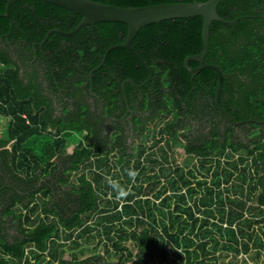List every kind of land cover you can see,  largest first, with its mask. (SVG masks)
<instances>
[{"label": "trees", "instance_id": "trees-1", "mask_svg": "<svg viewBox=\"0 0 264 264\" xmlns=\"http://www.w3.org/2000/svg\"><path fill=\"white\" fill-rule=\"evenodd\" d=\"M93 1L144 7L206 0ZM6 3L0 0V36L10 31ZM9 12L10 33L14 36L16 24L21 25L29 59L40 55L39 43L51 29L71 31L82 19L42 0H16ZM216 12L236 22L211 23L205 62L217 66L223 77L221 107L233 122L246 120L253 128L245 138L233 136L231 126L222 134L215 127L202 137L188 135L197 107L204 111L211 105L218 112L216 73L202 69L191 76L184 66L186 57L202 50L198 16L139 29L132 48L151 71V79L139 88L126 80L139 86L149 72L126 49L110 50L101 64L108 48L125 41L123 23H95L70 36L52 33L43 44L49 66L59 69V84L71 77L79 88L90 76L96 88L104 77V94L112 104L123 94L141 93V108L151 107L158 116L159 137L150 146L142 141L135 153L87 138L66 154L67 138L89 132L85 109L66 119L42 116L34 88L26 87L18 71L0 74V118L7 121L0 138V175L8 174L14 188L28 191L25 196L11 192L0 202V226L9 222L15 230L11 240L0 234V264H217L221 249H253L264 258V0H221ZM71 41V47L58 46ZM0 61L11 63L3 54ZM175 145L196 163L169 164ZM130 171L137 175L130 177ZM8 183L0 177V188ZM113 184L125 190L123 198ZM251 200L255 206L247 204ZM126 241L134 244L135 254ZM82 244L100 245L103 254L94 251L80 259L74 251L83 255ZM65 251L70 260L63 259ZM114 253L119 259L110 262Z\"/></svg>", "mask_w": 264, "mask_h": 264}, {"label": "flooded vegetation", "instance_id": "flooded-vegetation-1", "mask_svg": "<svg viewBox=\"0 0 264 264\" xmlns=\"http://www.w3.org/2000/svg\"><path fill=\"white\" fill-rule=\"evenodd\" d=\"M13 23L14 21L11 19L10 14V31L13 30V27H11ZM17 24L16 27L18 26L19 32L17 30L16 34L20 33L19 35L14 34L13 36L9 31L0 36V55H5L6 59L11 62L6 66L0 61V74H3L10 68L18 71V76L22 78L26 87L32 86L34 88V93L38 97V103L40 104V109L38 110L40 115L45 116L49 113L50 118L53 120L66 119L71 115L80 113L79 108L83 107L86 111V124L89 128V132L81 130L84 131V139L88 138L102 144L105 142L107 147L117 144L120 147H116L115 145V149L113 150H123L124 153L136 152L135 150L139 148L142 142L141 138L145 130L149 129L146 124L152 123L153 128L156 123L155 121L158 119V116L153 112L151 107L146 110L141 108V93L134 91L130 94L129 98L123 94L121 100L117 99L112 104L108 95L104 94V77L100 78V82L96 88L91 83L90 76L88 78L89 83L84 81L79 88L72 85L74 79L71 77H66V80L63 78V83L59 84L56 75L59 69L53 70L49 66L46 54L40 47V55L38 57L34 55L29 59L28 52L25 51V36H23L25 32L21 29V25ZM51 30L62 31L59 28ZM72 44V41L69 43L61 42L58 46L71 47L73 46ZM122 89L123 84L121 85ZM217 110L219 113L210 105L204 111L197 107L190 114V120L188 119L190 124L188 135H190L191 139L202 137L204 134L208 135L215 130V127L222 134L225 128L227 129L231 126L232 135L239 138H245L254 131L253 128L247 125L246 120H239L237 122H242L241 124L232 125L219 111L218 107ZM206 111L208 114L210 113L207 117L205 116ZM221 114L224 116V119ZM95 131H98V135H95ZM10 144L11 142L5 148L9 149ZM0 177L3 178V182H9L6 185L3 184L0 188L4 190L1 194L0 202L7 201L11 192H16L20 196H25V193H28V191L14 188L15 184H12V180L8 174H1ZM44 181L43 179L39 180V184ZM19 188L25 189V185H20ZM4 193L7 194L4 195ZM1 206L0 209L2 208ZM0 234L4 238L11 240L13 235H15L14 227L7 222L3 225V228L0 226Z\"/></svg>", "mask_w": 264, "mask_h": 264}, {"label": "water", "instance_id": "water-1", "mask_svg": "<svg viewBox=\"0 0 264 264\" xmlns=\"http://www.w3.org/2000/svg\"><path fill=\"white\" fill-rule=\"evenodd\" d=\"M16 0H7L5 16L10 18V6ZM61 7L65 10L79 14L82 19L81 21L69 32H63L60 30H50L39 43V47L42 50L44 42L52 33H58L60 35H73L77 30L83 26L93 25L100 22H120L127 26V34L125 41L121 44H117L108 48L101 60L103 64L104 59L110 50L115 48H124L130 55L137 61V63L149 72V77L139 86L133 84L130 80H126L134 87H141L151 79V71L148 66L143 62L132 48V41L136 36L140 28L158 23L164 20L187 18L198 16L202 18V50L192 56H188L184 60L185 69L191 74L196 75L202 69H212L217 75V87L215 94V103L219 111L226 117V119L232 125H239L242 122H233L227 115L226 111L221 107L219 97L222 88L223 77L217 66L208 64L205 62V56L208 50V37L209 27L213 21L221 22L225 24L233 25L236 19L227 20L218 16L216 12L217 5L221 0H206L204 2H191V3H167V4H156L144 7H117L113 5L99 3L93 0H42ZM194 61L198 64L197 67L192 68L188 62ZM260 123V122H258Z\"/></svg>", "mask_w": 264, "mask_h": 264}, {"label": "rangeland", "instance_id": "rangeland-1", "mask_svg": "<svg viewBox=\"0 0 264 264\" xmlns=\"http://www.w3.org/2000/svg\"><path fill=\"white\" fill-rule=\"evenodd\" d=\"M157 122V120L155 121ZM156 125V123H155ZM153 126L152 128V123H147L146 126L149 128V130H145L141 140L146 142L145 143V146H150L151 142L153 139H157V137H159V135L156 133V126ZM7 126V121L5 118H0V138L1 137H4V131H5V128ZM152 128V129H150ZM151 130V132H150ZM155 135V136H154ZM80 138L81 136L83 137L84 134H81L79 135ZM77 132L76 134H72L70 136L69 139H71V141L73 140H77L79 138ZM68 148L70 149V143L67 144ZM66 146V147H67ZM173 151H174V160H170V163L171 165L173 166H176V165H180V166H191L193 164L196 163V159H188L185 154H184V151L182 149V145H175L173 147ZM136 151V150H135ZM135 153V152H134ZM233 159L237 160V156L234 155ZM186 168V167H185ZM116 170V168H115ZM106 198H108V194L107 196H105ZM142 197H144V195H142ZM247 204H252L253 206H255V201L254 200H251L249 201ZM225 224H223L224 226ZM136 229L140 230L141 227H137ZM82 242V241H81ZM124 245L126 247H128L133 254L136 253V249H135V246L134 244L131 242V241H126L124 243ZM83 250V252L85 253V255H81L80 252H79V249L77 248L74 253L76 255H78V258L82 259L86 256H89L92 254V252H96V253H99V254H103V247L102 246H98L96 244H91V245H84L82 244L80 246ZM217 257H218V260H217V264H264V258L262 257L261 254H256V252L253 250V249H250L248 253H235L234 251L232 250H224V249H221L219 251H217ZM105 259H108L107 256L105 255ZM119 259V254L118 253H114L110 258H109V261L110 262H115ZM126 264H130V262L126 263Z\"/></svg>", "mask_w": 264, "mask_h": 264}, {"label": "crops", "instance_id": "crops-1", "mask_svg": "<svg viewBox=\"0 0 264 264\" xmlns=\"http://www.w3.org/2000/svg\"><path fill=\"white\" fill-rule=\"evenodd\" d=\"M54 132V131H53ZM73 134H76V132H74ZM77 134H78V136L79 135H81V134H84V131H80V132H77ZM85 135V134H84ZM84 137L85 136H81V138H80V136H79V138L77 139V140H73V141H71V139H69V138H67V140H66V144H65V152H66V154H70L71 152H72V150H73V148L78 144V142H80V141H82V140H84ZM68 143H70V149L68 148V146H67V144ZM67 146V147H66ZM85 255V253L83 252V256ZM87 257V256H86ZM63 259H65V260H70L71 259V257L69 256V252H67V251H65L64 253H63Z\"/></svg>", "mask_w": 264, "mask_h": 264}, {"label": "clouds", "instance_id": "clouds-1", "mask_svg": "<svg viewBox=\"0 0 264 264\" xmlns=\"http://www.w3.org/2000/svg\"><path fill=\"white\" fill-rule=\"evenodd\" d=\"M129 175H130V177L134 178V177L137 175V173L130 171V172H129ZM113 187H114V189L118 192V195H119L121 198H123L124 195H125V190L122 189V188H120V187H119L118 185H116V184H113Z\"/></svg>", "mask_w": 264, "mask_h": 264}, {"label": "built area", "instance_id": "built-area-1", "mask_svg": "<svg viewBox=\"0 0 264 264\" xmlns=\"http://www.w3.org/2000/svg\"><path fill=\"white\" fill-rule=\"evenodd\" d=\"M235 156H237V155H235Z\"/></svg>", "mask_w": 264, "mask_h": 264}]
</instances>
